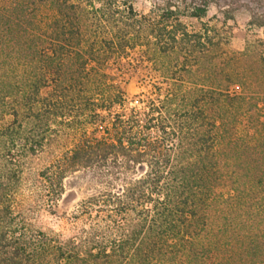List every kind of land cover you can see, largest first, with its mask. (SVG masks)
Segmentation results:
<instances>
[{"label": "trees", "instance_id": "16d2710c", "mask_svg": "<svg viewBox=\"0 0 264 264\" xmlns=\"http://www.w3.org/2000/svg\"><path fill=\"white\" fill-rule=\"evenodd\" d=\"M212 6L224 21L245 10L250 26L264 28V0H156L146 14L132 0H0V256L19 264H264V229L254 232L264 222V43L230 53L223 28L188 29L183 19L200 22ZM133 50L161 85L125 107L105 70ZM58 126L93 134L44 178L53 186L82 171L105 189L80 213L96 207L121 217L117 239L51 243L12 224L13 157L35 153ZM225 179L226 197L216 191ZM214 206L226 229L242 210L247 229L211 235Z\"/></svg>", "mask_w": 264, "mask_h": 264}, {"label": "rangeland", "instance_id": "374dc122", "mask_svg": "<svg viewBox=\"0 0 264 264\" xmlns=\"http://www.w3.org/2000/svg\"><path fill=\"white\" fill-rule=\"evenodd\" d=\"M132 1L137 12L146 14L153 8L156 0ZM183 21L190 30L199 29L200 23L223 28L227 37L224 49L230 53L242 52L248 42L261 41L264 43V28L250 26L249 16L245 10L236 12L231 19L224 21L218 9L212 6L202 21L191 19H183ZM105 71L122 92L125 107H138L139 101L145 96L153 97L151 92L154 86L161 85V79L155 68L142 59L139 50L131 51L127 57L124 55L120 60L114 59ZM240 91L237 86L230 87L231 93H240ZM55 129L53 133L46 136L41 148L35 153L22 157L15 153L13 157L12 165L17 171V176L9 182L7 198L14 220L12 224L16 225L14 227H17L19 232H23L26 238L38 240L44 237L51 243L65 244L73 241L79 244L90 234H94L98 239H117L119 233L116 224L124 223L121 217L108 218V212L97 210L96 207L90 210V214L80 213L83 203H88L91 198L98 197V191H105V189L89 182L87 175L82 171L67 172L53 186L44 178L46 169L71 151L84 133L89 136L93 134L90 126L84 130L63 126L55 127ZM239 131L244 132L242 123ZM95 135L101 136L100 133H95ZM2 169L3 162L0 158V184L3 183ZM120 185L119 183L115 186L118 187L116 192L120 191ZM229 187L230 183L225 179L216 191L226 197ZM254 197L260 199L261 195ZM261 202L259 200L248 203L252 205V209H255L254 203L259 206ZM218 211L219 209L214 206L210 214L211 235H219L226 229L224 227H226L227 218ZM241 211L237 210L235 214L229 215L232 225L230 229H226V232L230 237L241 234L250 223L249 217L243 215ZM259 218L255 223L259 229L257 227L254 232L260 235L264 229V222L261 217ZM19 261L21 260H11L7 255L0 256V264H19ZM22 264H38V262L32 263L24 259ZM42 264H45V260Z\"/></svg>", "mask_w": 264, "mask_h": 264}]
</instances>
